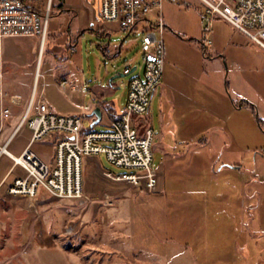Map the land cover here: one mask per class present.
Returning <instances> with one entry per match:
<instances>
[{"label":"crops","instance_id":"crops-1","mask_svg":"<svg viewBox=\"0 0 264 264\" xmlns=\"http://www.w3.org/2000/svg\"><path fill=\"white\" fill-rule=\"evenodd\" d=\"M65 4H68L66 0L64 6L57 8V13L49 18L47 40L42 52L39 51L38 38H7L1 44L0 187L1 193L4 194L7 193V185L14 177L23 175V170L20 166H14L10 156L1 151V143L14 155L20 154L27 145L30 134L22 130L25 126L19 124L33 94L34 100L42 96L57 114L85 115V120L89 121L90 126H84V129L94 128L96 124H104L107 129L109 122L118 118L125 107L130 80L119 81L116 78L112 80V85H109V77L120 71L125 73L126 68L131 69L129 73H125L126 76L136 70V75L142 73L143 67L140 69L137 57L128 60L130 55L122 54L123 44L132 41L130 35L127 38L124 36L121 49L116 53V47L112 46V36L122 32L117 23L100 20L99 0H82L77 7H68ZM217 21L225 20L216 16L213 22ZM73 23L74 30L71 29ZM231 27L239 35L240 41L233 42L231 46L234 50L229 51V54L220 49L211 56V46V50L206 53L208 57H201L203 61L208 59L212 67L211 74L207 77L197 78L189 74L186 78L176 66L171 73L167 70V74L165 60V80L162 77L161 84L155 91L159 92L162 98L161 124L157 134L159 143L155 148L163 151L167 161L164 164L173 166L172 161L178 160L181 163L179 165L185 166L191 176L200 175L205 171L215 176L222 175L227 185L222 192L221 201L216 200L213 203L221 204L229 216H235L236 222L241 220V227L247 226L254 238L263 239L264 153L256 152L253 161L250 157L252 167L246 164V160L249 150L264 148V63L261 58L264 52L255 50L251 46L253 43L244 34L232 25ZM86 32L96 35L100 51L94 52L99 61L95 71L89 66L88 72L84 70V58L77 52L80 39ZM140 35L139 33L137 41L141 46ZM164 36L165 34V47ZM243 50L246 52L241 53ZM249 51L260 55L252 56ZM118 59L122 61L123 67L117 65ZM183 61L174 63L181 67ZM36 70L41 74L38 79L35 77ZM62 81L67 82L65 87L61 86ZM66 88L69 89L68 98L76 107L75 111L67 114L60 112L48 97L50 93ZM74 94L76 97H73ZM11 97L15 99V104L10 102ZM3 108L9 111L7 117L1 115ZM95 108L101 111L100 120L92 114ZM136 119L134 123L138 126ZM20 133L26 143L14 146V137ZM45 142H48L52 149L54 146L55 152L53 136L40 142L35 150L45 154L42 150ZM97 157H89V161L92 160L98 165ZM48 159L52 158L48 156ZM102 171L109 170L96 166L94 173L84 183L85 193L95 194L106 190L109 183L101 177ZM156 173L157 192H160L166 184L161 181L159 172ZM92 180H95V185ZM114 190L126 191V188L117 185L108 191ZM41 193L48 194L40 190L36 196ZM128 194L129 192L125 197H121V201ZM134 194L139 195L136 191ZM9 196L15 198L14 200L27 199ZM33 199H28L30 204ZM198 201L194 197L191 199L190 215L198 210ZM234 207L236 209H233ZM241 227L237 228L238 235L243 232ZM256 246L259 253L263 254L262 242L258 241ZM259 262H262L261 258L257 264Z\"/></svg>","mask_w":264,"mask_h":264},{"label":"rangeland","instance_id":"rangeland-1","mask_svg":"<svg viewBox=\"0 0 264 264\" xmlns=\"http://www.w3.org/2000/svg\"><path fill=\"white\" fill-rule=\"evenodd\" d=\"M66 1L68 4L65 6L68 7H77L82 2ZM53 4H56L55 0ZM52 8L50 16L58 10L55 5ZM205 10V5L199 0L164 1L162 16L167 24L164 31L166 73L167 70L171 73L176 66L186 78L189 74L197 78L211 74L209 60L201 59L208 57L201 43V18ZM72 25L71 29L74 30L75 23ZM141 28L130 34L132 41H126L122 48L124 56L130 55L128 60L137 57L140 69L143 67V56L137 36L141 34ZM124 36L123 33L112 36L116 53L121 49ZM210 37L213 46L209 51L211 56L220 49L229 54V51L234 50L231 46L233 42L240 41L237 32L226 21L212 22ZM97 43L96 35L89 32L80 39L77 52L84 58L82 62L86 72L89 66L95 71L99 63L94 54L100 52ZM251 46L257 51L261 50L254 44ZM248 53L256 57L260 55L254 51ZM261 58L264 63V55ZM177 59L184 60L181 67L174 63ZM117 65L123 67L120 59ZM163 72L165 80L164 69ZM136 73L137 70L117 80L130 79ZM68 93L69 89L66 88L48 96L56 108L66 114L76 110ZM161 101L159 92L155 93L148 116L138 117L136 123L140 131L149 123L155 130L152 167L159 172L161 181H165V187L160 192L148 193L126 182L112 180L101 172V177L109 184L103 192L85 193L88 199H59L41 193L32 200V204L28 199L14 200L7 193H1L0 187V264H257L259 258L262 262L258 264H264V252L260 254L256 246L258 241L264 246V238H254L247 226L241 227V220L236 222L235 216H229L221 204L213 203L221 201L227 185L225 178L207 171L191 176L185 166L179 165L181 163L178 160L172 161L173 166L164 164L167 161L163 151L155 148L159 143L157 134L161 124ZM84 126H90L88 120H84ZM94 128L102 130L106 127L96 124ZM22 130L28 132L26 127H22ZM22 138V133L14 137L13 145H25L26 141ZM43 144L45 154L35 150L40 142L34 144V151L45 161L50 160L48 156L52 158L51 162L54 161V143H51L53 149L48 142ZM256 152L264 153V148H253L247 152L246 164L249 167H252ZM97 159L98 165L84 158L83 186L96 166L114 174L126 172L109 163L104 155ZM94 179L97 180L96 177ZM117 185L123 186L126 191H108ZM127 192L129 194L121 201ZM193 197L199 200V206L190 215ZM235 197L238 198L237 195ZM180 204L185 206L179 207ZM238 227L243 228L239 235Z\"/></svg>","mask_w":264,"mask_h":264},{"label":"built area","instance_id":"built-area-1","mask_svg":"<svg viewBox=\"0 0 264 264\" xmlns=\"http://www.w3.org/2000/svg\"><path fill=\"white\" fill-rule=\"evenodd\" d=\"M164 1L99 0L100 20L117 23L126 38L142 26V73L130 78L125 107L105 130L84 129L85 115L57 114L42 96L34 100L33 94L19 124L30 134L27 145L18 155L4 151L13 165L23 170V175L14 177L7 185L9 195L33 199L44 190L59 199H88L83 189V160L100 155L112 165L126 170L119 174L102 171L104 176L148 193L157 191L158 175L152 167L155 131L151 123L140 131L134 120L148 114L153 95L162 81ZM199 1L206 7L201 18V43L205 54L212 46L210 31L216 16L230 23L264 51V0ZM51 4L52 0H0V60L1 44L7 38H38L39 51L42 52L48 35ZM130 70L126 68L124 72ZM35 75L36 79L41 76L39 70ZM66 83L62 81L61 86L65 87ZM10 102L15 104V99L11 97ZM8 114L7 108L1 110L3 117ZM51 136L55 138L52 162L45 161L33 149L35 143L44 142Z\"/></svg>","mask_w":264,"mask_h":264},{"label":"water","instance_id":"water-1","mask_svg":"<svg viewBox=\"0 0 264 264\" xmlns=\"http://www.w3.org/2000/svg\"><path fill=\"white\" fill-rule=\"evenodd\" d=\"M124 76H126V74L123 73V72L118 73V74L112 76V78H110V80H109V85H112V80H113V79L120 78V77H124ZM92 114L95 115V116L97 117L98 120H100V118H101V111H100L99 108H95V109L93 110ZM95 123H97V122H95Z\"/></svg>","mask_w":264,"mask_h":264},{"label":"trees","instance_id":"trees-1","mask_svg":"<svg viewBox=\"0 0 264 264\" xmlns=\"http://www.w3.org/2000/svg\"><path fill=\"white\" fill-rule=\"evenodd\" d=\"M52 0V6L55 5L56 8L61 9L64 6L65 0H55L56 4H53Z\"/></svg>","mask_w":264,"mask_h":264},{"label":"bare ground","instance_id":"bare-ground-1","mask_svg":"<svg viewBox=\"0 0 264 264\" xmlns=\"http://www.w3.org/2000/svg\"><path fill=\"white\" fill-rule=\"evenodd\" d=\"M12 137H13V136H12ZM6 143H7V142H6ZM5 150H7V149H6V147L3 146V147L1 148V151H5Z\"/></svg>","mask_w":264,"mask_h":264}]
</instances>
